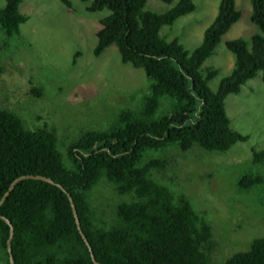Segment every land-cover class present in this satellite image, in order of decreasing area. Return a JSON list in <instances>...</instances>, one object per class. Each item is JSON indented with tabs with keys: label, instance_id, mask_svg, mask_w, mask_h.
<instances>
[{
	"label": "trees",
	"instance_id": "obj_1",
	"mask_svg": "<svg viewBox=\"0 0 264 264\" xmlns=\"http://www.w3.org/2000/svg\"><path fill=\"white\" fill-rule=\"evenodd\" d=\"M71 8L70 0H61ZM89 12L107 10L98 19L92 54L99 56L115 45L120 60L143 70L149 93L136 107L118 111L105 128L84 130L72 140L68 164L58 149L54 128L26 127L22 118L0 106V198L23 174H41L61 184L73 198L80 227L95 259L102 264H214L215 247L210 223L189 200L155 179L166 159L145 153L176 143L185 151L193 144L223 152L248 135L229 125L225 97L261 71L264 83V0H249L250 21L258 32L249 38L225 40L233 55L230 73L216 90L208 81L214 67L201 68L221 36L241 17L235 0H219L217 12L201 42L188 50L177 39L160 34L164 25L195 9L193 0H178L163 12L145 9L147 0H80ZM170 4L172 0H161ZM22 0H4L0 29L8 39L17 35L27 16ZM165 97L164 99H162ZM164 105V106H163ZM253 162L264 161V148L252 149ZM104 178L118 194L129 198L116 204L111 221L97 219L87 194ZM264 182V174L244 173L241 189ZM0 214L13 226L14 264H94L77 229L69 199L55 184L22 179L0 205ZM9 226L0 218V247L5 264ZM215 264H264V236L247 250L237 251Z\"/></svg>",
	"mask_w": 264,
	"mask_h": 264
},
{
	"label": "rangeland",
	"instance_id": "obj_2",
	"mask_svg": "<svg viewBox=\"0 0 264 264\" xmlns=\"http://www.w3.org/2000/svg\"><path fill=\"white\" fill-rule=\"evenodd\" d=\"M161 0H147L145 9L163 12L173 6ZM22 0L19 10L27 16L17 35L6 38L0 29V106L14 110L26 127L54 128L58 149L68 164L72 140L84 130L107 127L118 111L139 105L149 93V79L140 68L120 60L115 45L99 56L92 54L98 19L107 10L89 12L86 2L70 0ZM195 9L164 25L160 34L177 38L192 50L217 12L219 0H193ZM4 0H0V7ZM241 17L215 45L202 69L217 72L208 84L216 90L233 66V55L224 42L249 38L258 32L250 21L249 0H235ZM163 97L162 99H164ZM225 109L232 129L248 135L223 152L208 151L197 144L183 151L176 143L145 153V157L166 159L163 170L153 173L176 194L184 195L193 209L211 225L215 247L211 263L223 262L237 251L247 250L251 241L264 236V182L241 189L244 173L264 174V161L254 163L252 149L264 148V83L261 71L247 80L237 94H228ZM164 106V105H163ZM97 219L111 221L116 204L128 199L101 178L87 194ZM0 264L5 255L0 247Z\"/></svg>",
	"mask_w": 264,
	"mask_h": 264
},
{
	"label": "water",
	"instance_id": "obj_3",
	"mask_svg": "<svg viewBox=\"0 0 264 264\" xmlns=\"http://www.w3.org/2000/svg\"><path fill=\"white\" fill-rule=\"evenodd\" d=\"M39 179V180H43V181H46V182H49L51 184H55L56 186H58L63 192H65V194L67 195L68 199H69V202H70V206L72 208V212H73V216H74V219H75V223H76V226H77V229L89 251V254H90V258L91 260L93 261L94 264H102L100 262H98L93 253H92V248L85 236V234L83 233L81 227H80V223H79V218H78V215H77V211H76V208H75V204L73 202V198L71 197L70 193L63 187L61 186V184L59 183H56L54 182L50 177L48 176H45V175H41V174H23V175H20V176H17L15 179H13L11 181V183L9 184L7 190L3 193V195L1 196L0 198V205L1 203L7 198L8 194L10 193V191L13 189V187L15 186V184L17 182H19L20 180L22 179ZM0 218L6 222L9 226V234H8V237H7V240H6V250L8 252V260H9V263L10 264H14V260H13V257L11 255V241H12V237H13V226L11 224V222L4 216H2L0 214Z\"/></svg>",
	"mask_w": 264,
	"mask_h": 264
}]
</instances>
